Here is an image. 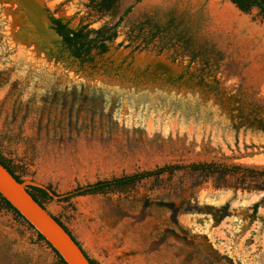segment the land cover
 I'll return each mask as SVG.
<instances>
[{"label":"rangeland","instance_id":"rangeland-1","mask_svg":"<svg viewBox=\"0 0 264 264\" xmlns=\"http://www.w3.org/2000/svg\"><path fill=\"white\" fill-rule=\"evenodd\" d=\"M31 1L39 23L17 0H0V156L22 182L54 191L43 206L93 264H264L258 178L175 171L63 200L76 187L166 165L264 170V133L238 122L264 112L258 10L229 0ZM53 20L114 38L82 64ZM145 54L176 72L133 69L132 57ZM0 264H61L1 202Z\"/></svg>","mask_w":264,"mask_h":264},{"label":"trees","instance_id":"trees-1","mask_svg":"<svg viewBox=\"0 0 264 264\" xmlns=\"http://www.w3.org/2000/svg\"><path fill=\"white\" fill-rule=\"evenodd\" d=\"M143 0H136L135 3H140ZM239 11L242 13H249V11L253 8L258 10L259 15H261L264 19V0H229ZM135 4L128 6L122 13V16L118 19L117 23L114 27L122 21V18L127 16ZM51 28L54 32L61 38L62 42L67 46L70 56L80 63L84 64H93L94 58L96 56H101L108 49V42L112 41L114 38V33H109L108 30H98L96 32L95 37L90 36V31L87 29V25L81 26L78 29H71L66 24L62 23L59 20H53ZM166 82L172 83L174 82L171 78L166 77L163 78ZM181 79V75L177 78V80ZM176 80V81H177ZM240 124L242 123L248 129H251L255 132L264 133V112H246L241 116V121H238ZM0 164L9 171V173L18 181L22 182L10 169L7 162L0 156ZM199 171L201 173H215L219 172L226 175H241V178L245 179L246 177L250 178H258L261 179L264 186V170H256L251 168H244L241 166H229L222 163H193L187 165H166L160 168H156L153 170L136 172L130 175H122L119 177H114L111 179H103L97 180L94 183L86 184L84 186L76 187L71 192L67 193L63 200H69L72 197L82 196L87 194H98L104 193L108 191H112L115 189L123 188L125 186L133 185L139 181L160 176L165 173H173L175 171ZM52 195L48 193L47 190L27 186L26 190L32 196V198L42 207H44V202L46 200L52 199L55 195L54 191H52L49 187L47 188ZM0 202L4 206L5 209L11 211L18 218L22 219L30 228L33 227L25 221V219L0 195ZM55 220L68 232V234L72 237V239L76 242L77 245L81 248L80 244L75 240V238L71 235V233L65 228V226L58 220V218L54 217ZM37 233V232H36ZM37 237L39 240L44 241L50 248L51 246L43 239V237L37 233ZM52 249V248H51ZM84 255L89 260L90 264H93L92 260L88 257L86 252L81 248ZM52 251L59 258L61 264H65V262L61 259V257L56 253L54 249Z\"/></svg>","mask_w":264,"mask_h":264},{"label":"water","instance_id":"water-1","mask_svg":"<svg viewBox=\"0 0 264 264\" xmlns=\"http://www.w3.org/2000/svg\"><path fill=\"white\" fill-rule=\"evenodd\" d=\"M17 1L35 21L40 22L38 9L31 0ZM132 67L133 69L151 70L152 73L160 72L167 75H172L176 72V69L170 63L150 57L148 54L141 57H132ZM27 186L47 190L52 195L46 187L38 183L18 182L0 164V195L2 198L43 237L65 264H90L79 245L76 244L68 232L55 220L54 216L32 198L26 190Z\"/></svg>","mask_w":264,"mask_h":264}]
</instances>
